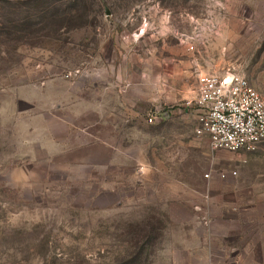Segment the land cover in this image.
I'll use <instances>...</instances> for the list:
<instances>
[{
	"label": "rangeland",
	"instance_id": "obj_1",
	"mask_svg": "<svg viewBox=\"0 0 264 264\" xmlns=\"http://www.w3.org/2000/svg\"><path fill=\"white\" fill-rule=\"evenodd\" d=\"M260 1L12 0L0 9V264H264V143L213 149L194 130L199 75L256 74ZM66 80L70 90L103 88L117 163L97 164V147L76 143L65 155H25L29 139L18 136L28 120L8 110L11 96L45 105ZM35 126L47 146L44 122Z\"/></svg>",
	"mask_w": 264,
	"mask_h": 264
},
{
	"label": "crops",
	"instance_id": "obj_2",
	"mask_svg": "<svg viewBox=\"0 0 264 264\" xmlns=\"http://www.w3.org/2000/svg\"><path fill=\"white\" fill-rule=\"evenodd\" d=\"M262 1L264 0L260 2ZM252 18H256L255 15H250L248 20ZM256 69L254 77L248 80L256 90L264 94V55L257 61ZM72 83L78 84L75 81ZM79 84V87L74 86L70 90L66 80L64 91L60 87H52L45 105H41L40 100L34 97L26 99L19 95L11 96L8 110H15L13 115H16L17 120L27 119L29 121L26 123L25 135L18 136L23 141L29 139L27 143L30 144L32 150H30L31 153L25 155L35 158L34 153L38 148H47L49 157L58 156V154L65 155L70 146L76 143L79 147L95 145L98 149L97 164L117 163L114 155L120 152V147L115 140H112L115 139L117 119L112 117L113 119L110 120L109 116H114V114H110L108 118L104 117L103 88L98 82L93 81H82ZM114 108L117 110L116 105ZM41 121L44 122L43 134L47 137V146L41 144L39 136L36 135L35 125ZM105 124H112L111 133H106ZM105 152L113 154V158L106 160ZM209 177L210 175L207 178Z\"/></svg>",
	"mask_w": 264,
	"mask_h": 264
},
{
	"label": "built area",
	"instance_id": "obj_3",
	"mask_svg": "<svg viewBox=\"0 0 264 264\" xmlns=\"http://www.w3.org/2000/svg\"><path fill=\"white\" fill-rule=\"evenodd\" d=\"M197 86L194 130L197 136L208 138L211 148L253 151L264 143V94L247 77L239 73L204 74L198 76ZM153 120V115L146 118L148 123ZM219 176L224 179L226 174Z\"/></svg>",
	"mask_w": 264,
	"mask_h": 264
},
{
	"label": "trees",
	"instance_id": "obj_4",
	"mask_svg": "<svg viewBox=\"0 0 264 264\" xmlns=\"http://www.w3.org/2000/svg\"><path fill=\"white\" fill-rule=\"evenodd\" d=\"M11 2L12 0H0V9H2L4 5L11 4Z\"/></svg>",
	"mask_w": 264,
	"mask_h": 264
}]
</instances>
